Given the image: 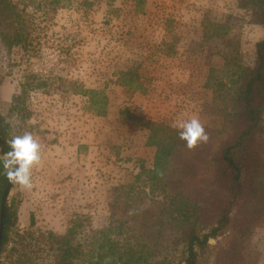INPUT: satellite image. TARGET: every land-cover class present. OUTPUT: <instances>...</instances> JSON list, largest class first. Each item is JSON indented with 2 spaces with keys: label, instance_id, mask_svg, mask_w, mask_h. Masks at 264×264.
<instances>
[{
  "label": "rangeland",
  "instance_id": "rangeland-1",
  "mask_svg": "<svg viewBox=\"0 0 264 264\" xmlns=\"http://www.w3.org/2000/svg\"><path fill=\"white\" fill-rule=\"evenodd\" d=\"M137 1L13 0L28 22V37L25 46L0 47V114L8 123L5 141L31 132L42 157L33 169V189L12 185L9 191L7 201L16 208L13 232L64 234L81 214L96 229L116 225L121 214L115 188L134 183L142 167L151 169L156 150L147 143L149 129L129 114L170 127L196 116L208 128L222 127L228 104L214 85L226 64L222 45L204 39L205 25H227L241 65L252 66L255 45L264 37L254 9L240 8L237 0H144L142 9ZM126 72L135 74L143 91L123 85ZM26 82L37 87H28L26 113L17 114L10 101ZM81 87L104 90V116L88 110ZM135 185L149 191L143 176ZM214 197L221 203L227 194ZM226 236L209 244L224 247ZM243 246L253 252L250 258L220 252L215 263L212 251L205 264H230L232 258L264 264V212ZM183 259L178 250L169 264Z\"/></svg>",
  "mask_w": 264,
  "mask_h": 264
},
{
  "label": "trees",
  "instance_id": "trees-1",
  "mask_svg": "<svg viewBox=\"0 0 264 264\" xmlns=\"http://www.w3.org/2000/svg\"><path fill=\"white\" fill-rule=\"evenodd\" d=\"M143 1L136 2L138 8L142 9ZM237 3L240 8L254 9L256 22L264 26V0ZM228 28L209 22L204 29V39L223 47L226 66L214 86L218 85V96L228 104L220 129L204 126L209 141L189 150L177 129L129 114L149 129L147 143L156 150L151 169L142 167L134 183L115 188L114 206L121 214L116 225L96 229L90 217L81 214L72 218L64 234L31 229L13 232L16 208L7 201L0 264H169L178 250L184 255L183 264H205V256L212 251L215 263L220 252L241 251L251 257L253 252L244 251L243 243L264 212V37L255 45L254 65L242 66L238 42L229 37ZM27 37L23 10L13 0H0V47L25 46ZM133 76L126 72L123 85L143 91ZM21 85L20 93L10 101L17 114L26 113L23 103L28 87H37L29 82ZM79 93L87 96L89 111L100 116L107 113L104 90L81 87ZM7 128L0 114L3 140ZM6 152L0 146V154ZM141 176L148 192L135 185ZM7 181L0 163V196ZM218 192H225L227 199L218 202L214 197ZM225 235L226 246L214 249L209 244L210 239ZM230 264L236 260L232 258Z\"/></svg>",
  "mask_w": 264,
  "mask_h": 264
},
{
  "label": "clouds",
  "instance_id": "clouds-1",
  "mask_svg": "<svg viewBox=\"0 0 264 264\" xmlns=\"http://www.w3.org/2000/svg\"><path fill=\"white\" fill-rule=\"evenodd\" d=\"M178 130L179 139L185 142L189 150H194L209 141L210 137L200 119L193 116L173 123ZM10 150L0 156L3 174L8 182L23 190H32L33 169L41 164V144L31 132L15 135L7 141Z\"/></svg>",
  "mask_w": 264,
  "mask_h": 264
},
{
  "label": "water",
  "instance_id": "water-1",
  "mask_svg": "<svg viewBox=\"0 0 264 264\" xmlns=\"http://www.w3.org/2000/svg\"><path fill=\"white\" fill-rule=\"evenodd\" d=\"M0 146L7 150V152L10 150L9 145L7 142L0 138ZM13 184H10L8 181L5 184V187L3 189V192L1 194L0 198V245H1V233H2V227L5 220V208H6V202L9 195V191L11 189Z\"/></svg>",
  "mask_w": 264,
  "mask_h": 264
}]
</instances>
